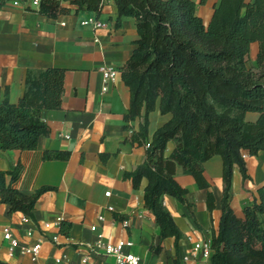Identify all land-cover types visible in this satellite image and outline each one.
<instances>
[{"label":"crops","instance_id":"obj_1","mask_svg":"<svg viewBox=\"0 0 264 264\" xmlns=\"http://www.w3.org/2000/svg\"><path fill=\"white\" fill-rule=\"evenodd\" d=\"M194 1L196 14L207 25L219 0ZM70 8L68 14L49 18L31 6L30 0H19L18 4L7 0L0 7V101L7 98L11 104L19 102L27 69H64L60 108L41 112L50 128L49 135L41 136L32 150H0V170L22 165L15 183L22 193L32 194L44 185L54 187L39 196L33 217L20 211L9 213V205L0 202V260L7 264H82L86 249L79 243L95 240L89 229L95 224L111 242L131 239L134 242L131 250L141 257V264H211L213 251L204 259L193 255L192 249L197 242L211 243L212 232L218 229L223 191L221 156L213 155L203 163V175L214 197L211 211L206 206V189L199 188L181 166L176 167L175 180L187 191L184 200L164 194L161 202L183 237L177 247L174 237L160 238L155 217L143 202L146 177L141 178L138 188H133L131 179L123 177L125 171L132 170L145 158V148L130 140L133 131L139 129V117L127 122L124 119L130 92L122 80L121 67L138 39L134 18L122 16L117 22L114 0H105L98 14L75 11L76 6ZM89 16L102 20L104 26L93 29L82 25L80 21ZM257 48V42L250 44L255 54ZM103 69L117 71L106 84ZM245 116L255 119L257 113L247 112ZM170 118V113H160L157 102L148 114V142ZM173 148L174 142L169 141L164 154L169 155ZM50 150L69 151L70 157L43 159V152ZM242 156L249 177L243 179L234 166L229 198L238 216L244 206L257 198V189L264 184V151L249 155L242 150ZM57 218L61 223L72 224L69 236L60 232L61 223L55 225ZM123 219L128 220L126 228L121 226ZM45 222H50V227H45ZM4 227L10 228L21 247L41 239L38 254L33 257L19 248L9 251L2 240ZM158 246L160 251L154 252L152 249ZM55 259L61 261L56 263ZM110 261L94 256L91 264Z\"/></svg>","mask_w":264,"mask_h":264},{"label":"trees","instance_id":"obj_2","mask_svg":"<svg viewBox=\"0 0 264 264\" xmlns=\"http://www.w3.org/2000/svg\"><path fill=\"white\" fill-rule=\"evenodd\" d=\"M7 0H0V7ZM104 0H41L38 11L56 18L75 11L100 13ZM203 2V0H201ZM67 3L68 6L63 5ZM117 22L134 18L138 39L121 67V77L130 92L125 121L139 117V129L130 140L145 148V158L124 178L138 188L142 177L147 185L143 202L160 229V238L183 237L161 197L179 201L187 192L175 180L177 166L206 189V206L211 211L214 197L203 175V163L213 155L223 161L221 216L212 232L211 264H264V184L257 198L234 213L229 203L234 166L243 179L249 177L242 150L249 155L264 151V0H219L207 25L196 14L194 0H114ZM258 43L255 61H250V44ZM64 92V69H27L24 90L17 104L0 101V150L35 149L50 128L42 110L58 109ZM158 102L161 114L171 118L155 130L148 142V114ZM257 113L247 119L246 113ZM174 148L165 155L166 145ZM69 151H44L47 160H67ZM105 159L106 155H102ZM22 165L0 170V202L9 213L20 211L33 217L39 196L53 186H41L32 194L22 193L15 183ZM6 176L9 180L6 181ZM71 223L62 222L60 232L70 235ZM159 252L160 247L152 249ZM0 264H7L0 260Z\"/></svg>","mask_w":264,"mask_h":264},{"label":"built area","instance_id":"obj_3","mask_svg":"<svg viewBox=\"0 0 264 264\" xmlns=\"http://www.w3.org/2000/svg\"><path fill=\"white\" fill-rule=\"evenodd\" d=\"M41 0H30V5L39 8ZM13 4H18L19 0H12ZM105 3V0L103 1ZM104 5V4H103ZM82 25L91 26L93 29L101 28L104 26L102 20H99L95 16H89L80 21ZM117 74L114 69H103V78L106 84L107 81L112 80ZM106 85L102 88L105 91ZM108 195V192H106ZM100 220L102 216L98 217ZM56 226H59L61 219L57 218L54 222ZM122 228L128 227V220L123 219L120 221ZM45 227H50V222L44 223ZM90 231L95 234V240L89 242H80L81 246L86 249L85 254L81 258L82 264H91V259L94 256H102L104 258L111 259L110 264H141V257L131 250L134 242L131 239H119L116 242L107 240L104 233L95 224L90 225ZM2 240L8 244L9 251H13L19 248L21 252L29 253L35 257L38 254L41 245V239L31 246H20L19 240L13 236L9 227L3 228ZM53 240H56L53 238ZM212 252L210 241L197 242L195 243L192 254L202 256L204 259H208ZM186 259V258H185ZM56 263H59L60 259H55Z\"/></svg>","mask_w":264,"mask_h":264},{"label":"rangeland","instance_id":"obj_4","mask_svg":"<svg viewBox=\"0 0 264 264\" xmlns=\"http://www.w3.org/2000/svg\"><path fill=\"white\" fill-rule=\"evenodd\" d=\"M255 50V49H254ZM254 50L253 49H251V51H250V54H249V57H250V61L248 62V65H250V66H252L253 65V63H254V59H255V53H254ZM251 116H247L246 118L247 119H251L250 118Z\"/></svg>","mask_w":264,"mask_h":264}]
</instances>
